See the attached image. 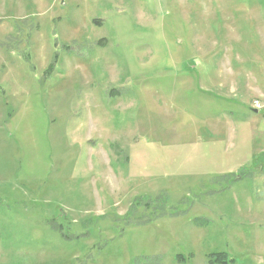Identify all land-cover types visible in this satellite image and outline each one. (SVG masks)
<instances>
[{"label":"rangeland","instance_id":"obj_1","mask_svg":"<svg viewBox=\"0 0 264 264\" xmlns=\"http://www.w3.org/2000/svg\"><path fill=\"white\" fill-rule=\"evenodd\" d=\"M253 99L264 0H0V264H264Z\"/></svg>","mask_w":264,"mask_h":264},{"label":"built area","instance_id":"obj_2","mask_svg":"<svg viewBox=\"0 0 264 264\" xmlns=\"http://www.w3.org/2000/svg\"><path fill=\"white\" fill-rule=\"evenodd\" d=\"M259 100L258 99H253L251 102H252V107L257 109V110H262V112L264 113V104H260L258 102Z\"/></svg>","mask_w":264,"mask_h":264},{"label":"trees","instance_id":"obj_3","mask_svg":"<svg viewBox=\"0 0 264 264\" xmlns=\"http://www.w3.org/2000/svg\"><path fill=\"white\" fill-rule=\"evenodd\" d=\"M214 255H218V257L216 258V260H218V259H222L221 257L223 256V253L219 252V253L214 254ZM210 256L213 258L212 255H210ZM211 260H212V259H211ZM221 261L223 262V259H222ZM211 262H212V261H211Z\"/></svg>","mask_w":264,"mask_h":264},{"label":"water","instance_id":"obj_4","mask_svg":"<svg viewBox=\"0 0 264 264\" xmlns=\"http://www.w3.org/2000/svg\"><path fill=\"white\" fill-rule=\"evenodd\" d=\"M254 111L256 112V109H254Z\"/></svg>","mask_w":264,"mask_h":264},{"label":"bare ground","instance_id":"obj_5","mask_svg":"<svg viewBox=\"0 0 264 264\" xmlns=\"http://www.w3.org/2000/svg\"><path fill=\"white\" fill-rule=\"evenodd\" d=\"M144 225V224H143Z\"/></svg>","mask_w":264,"mask_h":264}]
</instances>
